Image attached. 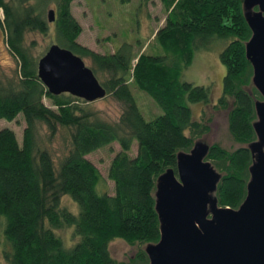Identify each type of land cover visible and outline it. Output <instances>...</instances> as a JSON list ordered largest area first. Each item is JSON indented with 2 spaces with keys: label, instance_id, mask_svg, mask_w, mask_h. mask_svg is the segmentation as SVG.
<instances>
[{
  "label": "trees",
  "instance_id": "16d2710c",
  "mask_svg": "<svg viewBox=\"0 0 264 264\" xmlns=\"http://www.w3.org/2000/svg\"><path fill=\"white\" fill-rule=\"evenodd\" d=\"M72 2L0 0V27L19 67L16 80L0 79V119L11 121L21 113L25 121L21 141L12 129H0V253L8 264H119L109 249V242L119 238L140 245L122 264H147L141 244L159 239L156 178L175 169L177 153L189 151L208 131L189 104H211V86L181 81L180 75L192 63L195 50L214 39L226 44L219 53L225 73L213 108L226 107L230 100L227 128L243 146L229 151L210 144L205 160L221 173L215 192L220 206L237 208L245 197L251 163L247 144L255 139L254 101L260 95L251 86L252 68L245 56L251 32L242 0H160L166 16L153 39L163 54L135 53L130 42L112 53L80 44L82 26L72 14ZM49 9L55 12L54 43L80 56L106 95L122 103L117 121L93 116L78 97L50 94L38 78L24 35L48 31ZM131 84L147 93L162 113L144 119ZM37 122L46 126L49 136L59 127L67 131L69 147L58 164L37 144ZM113 142L120 150L108 167L114 183L109 194L98 190L100 172L86 156ZM133 143L135 154L130 153ZM64 195L78 205L76 212L62 205ZM65 232L72 239L69 244L63 239Z\"/></svg>",
  "mask_w": 264,
  "mask_h": 264
},
{
  "label": "water",
  "instance_id": "95a60500",
  "mask_svg": "<svg viewBox=\"0 0 264 264\" xmlns=\"http://www.w3.org/2000/svg\"><path fill=\"white\" fill-rule=\"evenodd\" d=\"M250 29L245 56L252 68L255 139L246 194L237 208L220 206L215 196L221 173L205 160L201 139L176 156L175 169L158 175L154 209L159 239L145 243L147 264H264V0H242ZM55 12L49 9L48 21ZM37 75L52 95L68 93L87 102L103 98L105 88L84 60L52 43L37 61Z\"/></svg>",
  "mask_w": 264,
  "mask_h": 264
},
{
  "label": "rangeland",
  "instance_id": "374dc122",
  "mask_svg": "<svg viewBox=\"0 0 264 264\" xmlns=\"http://www.w3.org/2000/svg\"><path fill=\"white\" fill-rule=\"evenodd\" d=\"M49 8L54 9V5L51 4ZM71 11L82 26L78 42L96 52L112 53L123 42L132 43L135 53L139 50L147 54H163L165 52L153 39L157 29L164 25L166 16L160 0H73ZM45 18L47 20V15ZM0 19H3L1 7ZM48 22L50 27L46 33L29 31L24 35V44L28 49L27 51L36 59V66L37 60L54 43L53 21ZM225 44L223 39H214L210 45L195 50L192 63L183 69L180 80L195 85L211 86V104H189L194 118L208 126V131L204 132L198 139L209 145L217 143L231 151L243 145L233 140L227 128V112L230 100L226 107L213 108L212 104L217 101L221 94L225 67L220 61L219 53ZM86 62L87 64L90 63L88 60ZM18 69V61L7 47L4 31L0 27V79L5 83L16 80ZM251 86L253 85L251 84ZM130 90L144 119L150 120L154 115L162 113V110L158 108L147 93L139 90L133 84L130 85ZM43 102L48 106L51 104V101L46 97L43 98ZM85 106L93 113V116L108 122L117 121L123 108L122 103L109 94L103 98L87 102ZM4 127L12 129L18 141H21L22 130L25 127L21 113L11 121L0 119V129ZM36 130L37 144L41 148L47 149L55 163L58 164L69 147L67 131L59 127L54 136H49L46 126L41 122L36 123ZM186 133L189 134V131L187 130ZM136 148V143H133L130 153L135 154ZM118 150H120L119 144L113 142L110 146L97 149L86 156L100 172L101 180L98 184V190L107 191L109 194H113L114 183L108 178V167L111 158ZM70 200L68 195H64L62 205L68 207L72 212H76L78 205ZM63 239L68 244L72 241L66 232L63 233ZM144 245L145 243L141 244L142 247ZM138 246L140 245L129 244L124 239L119 238L109 242L110 252L119 264L127 262L133 257ZM0 264H8L1 253Z\"/></svg>",
  "mask_w": 264,
  "mask_h": 264
},
{
  "label": "crops",
  "instance_id": "0c3cea01",
  "mask_svg": "<svg viewBox=\"0 0 264 264\" xmlns=\"http://www.w3.org/2000/svg\"><path fill=\"white\" fill-rule=\"evenodd\" d=\"M79 36H80V35H79ZM78 39H79V38H78ZM78 39H77V40H78Z\"/></svg>",
  "mask_w": 264,
  "mask_h": 264
},
{
  "label": "flooded vegetation",
  "instance_id": "af4514ba",
  "mask_svg": "<svg viewBox=\"0 0 264 264\" xmlns=\"http://www.w3.org/2000/svg\"><path fill=\"white\" fill-rule=\"evenodd\" d=\"M55 19V18H54ZM54 21V20H53Z\"/></svg>",
  "mask_w": 264,
  "mask_h": 264
}]
</instances>
